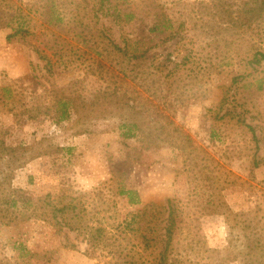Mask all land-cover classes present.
<instances>
[{"label":"trees","instance_id":"obj_1","mask_svg":"<svg viewBox=\"0 0 264 264\" xmlns=\"http://www.w3.org/2000/svg\"><path fill=\"white\" fill-rule=\"evenodd\" d=\"M193 13L198 17L194 29L217 43L223 42L225 49L239 60L240 67L245 68L244 72H232V85L224 92L220 108L208 111L206 118L213 122L209 141H220L229 130L230 136L223 137L233 138L234 142H242L249 148L251 154L247 153L246 158L256 168L261 164L257 157L260 137L258 128L248 122L254 107L247 84L256 81L258 91L264 92V71L260 70L264 46L252 36L255 32H264V0H221L217 4L200 1ZM188 21V16L177 10L175 3L160 0H0V22L10 30L7 41H36L51 52L52 59H49L35 47L39 58L47 62L44 67L49 77L43 78L60 79L77 69L79 63L85 68L83 80L74 77L63 87L55 80L52 82L48 90L51 100L36 107L34 120L49 117L60 125L89 110L116 109L135 118L134 124L120 126L122 138L139 140L145 150H177L190 161V166L197 162L198 167V163L206 161L204 152L201 153L202 149L195 145L189 133L166 113L163 101L170 96L181 102L198 99L207 81L205 72L200 69V60L193 51H188L180 61L173 52L161 60L164 56L159 51L183 39ZM218 123H223L224 128L218 127ZM76 132L82 135L88 130L81 128ZM1 150L2 156L19 154L26 158L28 148L3 144ZM115 161L111 182L116 184L118 200H108L109 206L103 209L104 219L110 204L115 207L126 201L127 205L143 207L135 235L144 260L129 256L127 247L132 239L122 224H104V219L98 218L101 212L97 209L91 215L92 207L97 204L93 206L95 199H89L88 194L75 196L65 191L47 194L38 198L31 218L62 234L66 239L65 248L70 250L77 249L69 236L76 234L75 240L81 238L80 242L87 245L86 255L92 259L109 258L105 264H213V253L218 257V264L236 259L230 256L228 247L211 249L202 239L183 237L187 220L176 198L167 197L162 202L144 205L137 187L141 184L144 165L151 161L149 156L141 153L136 158L126 150ZM205 178L212 182L209 175ZM11 181L0 175V228L7 233L19 229L23 223L22 206L33 205L27 192L14 188ZM209 203H212L210 199ZM104 205L106 202L101 207ZM253 226L250 223L245 228L248 231L245 264H263V237H258L261 231ZM13 247L29 251L19 241ZM0 264H3L1 258Z\"/></svg>","mask_w":264,"mask_h":264},{"label":"rangeland","instance_id":"obj_2","mask_svg":"<svg viewBox=\"0 0 264 264\" xmlns=\"http://www.w3.org/2000/svg\"><path fill=\"white\" fill-rule=\"evenodd\" d=\"M160 1L175 3L177 10L184 11L189 20L183 39L159 50L164 56L161 60L173 52L180 61L188 51H193L206 75L207 81L198 99L181 102L170 96L163 101L166 113L189 133L195 145L202 149L201 153L204 152L202 156L206 161L198 163V167L197 162L190 166V161L177 150H145L139 140L122 138L118 131L120 126L134 124L135 118L116 109L103 112L89 110L83 116H75L60 125L53 123L49 117L41 116L34 120L36 107L51 100L48 90L52 82L55 80L58 86L63 87L74 77L83 80L86 77L85 68L79 63L71 73L57 80L55 76L49 79L50 82L44 67L47 62L39 58L35 47L40 48L49 59H52L51 52L36 41L26 43L15 40L9 43L7 36L10 30L0 22V154L3 144L28 148L26 158L19 154L9 157L0 155V175L12 179L14 188L27 192L33 204L22 206L23 223L19 229L7 233L0 228V258L3 264H105L109 261L102 256H97V259L87 256V245L80 242L81 238L75 240L76 234L69 236L77 249L65 248L64 236L57 234L49 225L35 221L31 214L38 198L65 191L75 196L88 194L89 199H95L93 206L97 204V207H92L91 215L97 209L101 212L98 218L104 219L106 213L103 209L109 206L108 200H118L116 184L111 182L113 167L117 164L115 159L126 150L136 158L141 153L150 157L151 161L144 165L137 189L144 205L152 201L162 202L167 197L178 200L187 220L183 226V237L202 239L211 249L228 247L230 256L236 259H229L225 264H245L247 224L258 226V231H261L258 237L262 236L264 243V92L258 91L256 81L247 84L254 107L248 122L258 128L257 135L260 137L257 157L261 164L253 168L246 158L249 148L242 142H234L233 138L223 137L230 136L229 130L223 133L220 141H209V128L213 122L206 118L208 111L220 108L224 92L232 85V72L245 71L236 56L234 58L225 49L223 42L217 43L194 29L198 18L193 13L196 4L200 1L217 4L221 0ZM252 36L256 43L264 46L263 31ZM260 70L264 71V63ZM44 75L48 77L43 78ZM220 126L224 128L223 123H218ZM81 128L87 129L88 133L77 135L76 131ZM37 155L38 158L35 157ZM206 175H209L211 183ZM98 193L105 195L94 196ZM102 202H106L103 207ZM223 207L229 209L231 215ZM142 208L127 205L126 201L119 202L115 207L110 204L104 224H122L132 239V244L127 247L129 256L144 260L135 235ZM16 241L22 242L29 251L15 250L13 243ZM211 256L213 264H218L215 253Z\"/></svg>","mask_w":264,"mask_h":264}]
</instances>
